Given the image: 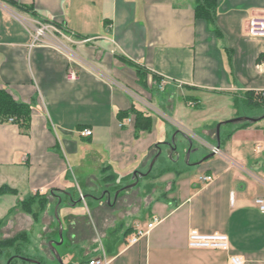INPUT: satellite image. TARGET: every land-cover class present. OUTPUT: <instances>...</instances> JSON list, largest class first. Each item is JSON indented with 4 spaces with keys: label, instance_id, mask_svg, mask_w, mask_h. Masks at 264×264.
<instances>
[{
    "label": "crops",
    "instance_id": "obj_1",
    "mask_svg": "<svg viewBox=\"0 0 264 264\" xmlns=\"http://www.w3.org/2000/svg\"><path fill=\"white\" fill-rule=\"evenodd\" d=\"M14 1L62 28L35 43L39 15L0 0V88L32 106L27 128L0 122V238L27 232L22 255L41 264H61L50 241L64 255L76 246L77 264L103 252L108 264H234L232 256L264 264V212L255 202L264 196V107L243 103L246 92H264V35L249 32L264 0H217L213 22L197 16L196 0ZM156 85L172 88L161 103L171 119L148 101ZM133 107L152 117L150 129H137L134 113L119 118ZM256 108L257 121H229ZM84 128L93 134L81 135ZM173 132L179 149L170 159ZM142 176L143 186H128ZM36 194L47 198L38 220L19 207ZM78 203L89 214L70 209ZM193 229L227 233L230 249L190 247ZM67 256L64 264H76Z\"/></svg>",
    "mask_w": 264,
    "mask_h": 264
},
{
    "label": "trees",
    "instance_id": "obj_2",
    "mask_svg": "<svg viewBox=\"0 0 264 264\" xmlns=\"http://www.w3.org/2000/svg\"><path fill=\"white\" fill-rule=\"evenodd\" d=\"M11 3L16 4L17 6L24 8V9H32L33 14L35 16H38L39 13L34 10L32 7L22 5L21 3H17L14 0H8ZM217 3V0H196V14L198 17L206 18L210 21H215L213 9L215 8ZM39 20L43 22H52L56 26L62 28L60 24H56L54 21H50L49 19H44L39 15ZM138 74L140 77V80L144 78L145 74L142 69H138ZM243 103L247 107H264V92H254V91H248L243 97ZM130 113H134L136 116V127L137 129H150L153 123L152 117L146 115L142 111H139L135 107H133L130 111H121L119 112V118L124 119L129 116ZM32 116V106L28 103L21 102L17 100L14 95L5 88H0V122H7L13 119V121L21 124L23 127L27 128L28 124L30 122ZM251 121H244L243 124H249ZM149 175V174H148ZM14 189L6 186L1 189V191H9V192H15ZM47 198L41 195H33L30 198L23 200L19 203V207L33 215L35 219H38L39 213L41 210H44L46 207ZM37 204L40 207L39 211L34 210V205ZM3 221H0V226L3 224ZM131 231L128 230L127 234ZM117 229H113L110 231V237H114L115 234H117ZM116 236V235H115ZM27 238V234L24 235L23 233L17 234L10 238H0V259L6 255V252L8 250L17 248L21 244L24 243L23 238ZM114 237L112 240H115ZM107 246L106 249L108 248ZM16 254H9L7 256V260H10L9 264H19L20 262L23 263L26 260L21 258L20 256H23L21 252L16 251ZM5 262V263H6Z\"/></svg>",
    "mask_w": 264,
    "mask_h": 264
},
{
    "label": "built area",
    "instance_id": "obj_3",
    "mask_svg": "<svg viewBox=\"0 0 264 264\" xmlns=\"http://www.w3.org/2000/svg\"><path fill=\"white\" fill-rule=\"evenodd\" d=\"M56 29L57 26H53L48 22L40 21L39 27L37 28V32L35 35L34 42L36 43L41 39V37H47L49 33L54 32L53 29ZM57 30V29H56ZM56 32V31H55ZM249 32L252 35H264V17H253L250 19L249 22ZM59 47L68 51V48L63 43H59ZM68 78L70 80L78 79V75L75 71H71L68 74ZM10 121H13L11 119ZM81 135L83 136H90L93 134L92 129L90 128H84L80 131ZM218 149L214 148V151L216 152ZM201 180L203 181H211L213 179L212 175H202ZM256 205L258 208L264 212V196L257 197ZM158 219H155L154 222H150L148 224V229L145 230L143 228H138L137 231L133 234V236L129 239L130 243H137L140 241V239L147 234V232L152 229L155 225V222ZM188 244L190 247L194 248H213V249H223V250H229L230 249V238L229 235L225 232H211V233H205L202 231H199L197 229H193L189 234ZM232 262L234 264H243L244 260L239 256H232L231 257ZM109 259L107 258V255L105 252L102 253L101 256L91 258L89 260L82 261L80 264H108Z\"/></svg>",
    "mask_w": 264,
    "mask_h": 264
},
{
    "label": "rangeland",
    "instance_id": "obj_4",
    "mask_svg": "<svg viewBox=\"0 0 264 264\" xmlns=\"http://www.w3.org/2000/svg\"><path fill=\"white\" fill-rule=\"evenodd\" d=\"M170 90L172 91V88H171V86H169L166 90H164V89H159L158 88V85H156L152 90H151V93H152V96L154 95V97L152 98V100L150 99V100H148L149 101V103L152 105V106H154V107H157V108H159V109H161L163 112H164V114H166L168 117L167 118H169V119H171V118H173L175 115L174 114H172V111L166 106H162L161 105V103H162V101H164V100H168V98H169V96H168V94H169V92H170ZM181 91L180 92H177L176 93V104L178 105L179 103V98H178V96H180L181 97ZM183 103V102H182ZM203 107H208L209 106V103H207L206 101H203ZM262 108H256V109H244V112L246 113V115L245 116H247V117H252V115H255V114H261L262 112ZM153 113H155V115L157 114L155 111H153ZM196 113H198L199 114V111H197ZM205 113L204 112H201V114H199L200 116H203ZM158 115V114H157ZM199 116V117H200ZM158 117V119L159 120H161L162 122H167V120H165V119H163V118H160V116L158 115L157 116ZM219 123V122H218ZM217 123V124H218ZM174 133L175 132H173L172 133V136H171V138L173 137V135H174ZM179 143V142H178ZM185 160H184V163L185 164H190V162H191V153H190V157H189V159L187 158V156L185 155ZM151 166H152V164H151ZM149 171V170H148ZM148 171H146V172H148ZM145 176H142L141 177V179H140V181L138 182V184H137V186L136 187H141V186H143V184H144V181H145ZM81 180V179H80ZM80 182V181H79ZM82 188L85 190V186L84 185H82ZM88 205L86 204V203H82V204H80V203H78L76 206H74V207H71L70 209L72 210V211H74V212H76V213H82V214H87L88 213ZM34 210L35 211H39L40 210V207H39V205H37V204H35L34 205ZM66 211V206L65 205H62V207L59 209V211H58V216H59V218H60V221H61V223H62V227H63V236H62V240L64 241V239H65V242H66V244L65 245H67V243H68V241H67V238H68V229H67V227H68V223H67V221H66V219L64 218V212ZM26 212V211H25ZM89 214V213H88ZM40 215H41V212L39 213V217H38V219H40ZM149 218H150V216H149V213L147 212V214H142L137 220L139 221V222H141V223H146L147 222V220H149ZM35 219V218H34ZM38 219H35V220H38ZM24 234V235H26L27 234V232H25V231H21V232H19V233H17V234ZM17 234H15V235H17ZM14 235V236H15ZM109 236H111V235H109ZM108 236V237H109ZM13 237V236H12ZM114 237H115V235H114ZM113 237V238H114ZM10 238V237H9ZM112 237H109V240L108 241H106L105 243L107 244L106 246H108L109 245V241L111 240V239H113ZM23 241H24V243L23 244H26L27 242H28V235H27V238H23ZM24 245H20V246H18L17 248H13L12 250H8V252L10 253V254H13V253H15L16 251H19V252H21V253H24L25 254V252H26V247H23ZM72 247H71V249H68L69 251L66 253L67 255H69V257L70 258H72V260H76L75 259V257H79V253H80V250L76 247V246H74V245H71ZM61 253V252H60ZM60 255H62V257L63 258H66V256L67 255H64V254H60ZM6 256H8V255H5V257H4V260H5V262H6V260H7V257ZM68 257V256H67ZM8 261H9V259H8ZM8 261L5 263V264H8ZM76 262V264H77V261H75Z\"/></svg>",
    "mask_w": 264,
    "mask_h": 264
},
{
    "label": "water",
    "instance_id": "obj_5",
    "mask_svg": "<svg viewBox=\"0 0 264 264\" xmlns=\"http://www.w3.org/2000/svg\"><path fill=\"white\" fill-rule=\"evenodd\" d=\"M245 120H247V121H257L258 119H257V118H253V117L240 116V117H237V118L231 119V120H229V121H230V122H236V121H245ZM220 128H221V123H219V124L217 125V133H218L219 146H220ZM176 135H177V133L174 135V137H173V139H172L171 141H169V142L166 143V145H168V147H169V149H170V151H169V153H168V157H169L170 159L173 158V154H174L175 152H177L178 149H179V144L177 143V141H176V139H175ZM185 138L188 139V141L191 143V141L189 140L188 136H185ZM162 152H163V149H162V147H160L157 156H159L160 154H162ZM190 153H191V149H188V150H187V153H186L188 159H189V157H190ZM215 153H216V152L214 151V152L211 153L210 155H207L206 157H204L203 159H201L200 161H198V163H202V161H204L205 159H207V158H209L210 156L214 155ZM155 160H156V158L153 160V163H152V164H154ZM136 174H137V173H136ZM133 185H134V184H132V185H130V186H133ZM59 202H61V199H60ZM57 216H58V214H57ZM58 221H59L60 224H61L60 219H58ZM62 234H63V228H62V226H61V228H60V236H61V237H62ZM50 245H51V250H52V252L54 253L55 258H56L61 264H64L63 259H62V256L60 255L58 249L52 244V241H50ZM20 257L23 258V259H25V260H27V261H31V262H34V263H37V264H41V262H40L39 260H36V259H33V258H29V257H26V256H20ZM10 260H11V259H10ZM10 260L8 261V264L10 263Z\"/></svg>",
    "mask_w": 264,
    "mask_h": 264
},
{
    "label": "flooded vegetation",
    "instance_id": "obj_6",
    "mask_svg": "<svg viewBox=\"0 0 264 264\" xmlns=\"http://www.w3.org/2000/svg\"><path fill=\"white\" fill-rule=\"evenodd\" d=\"M138 183V179H136V180H134L133 182H131V183H129V185L128 186H130V185H132V184H134L133 186H135L136 184ZM120 187H117L116 189H115V197H117L118 196V194H119V192H120ZM107 192H109V193H111V191H107ZM106 193V192H105Z\"/></svg>",
    "mask_w": 264,
    "mask_h": 264
}]
</instances>
